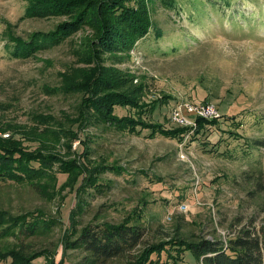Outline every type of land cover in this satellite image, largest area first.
I'll use <instances>...</instances> for the list:
<instances>
[{
	"label": "rangeland",
	"instance_id": "obj_1",
	"mask_svg": "<svg viewBox=\"0 0 264 264\" xmlns=\"http://www.w3.org/2000/svg\"><path fill=\"white\" fill-rule=\"evenodd\" d=\"M29 3L0 0V122H53V132L49 128L37 136L42 149L38 143L25 144L27 154L41 150L51 157L38 179L49 182L48 194L0 180V210L12 216L40 211L43 230L24 242L54 251L55 257L50 253L47 261L40 258L35 264H52V258L78 264L82 255L68 243L89 222L142 225L147 230L142 245L173 244L176 228L183 237L200 234L225 243L242 228L264 226V193L251 179L264 164V148L252 145L264 139V0H236L223 12L207 0H182L176 12L145 2L158 35L152 29L142 49L107 64L106 75L122 79L123 87L125 78L131 80L133 87L126 92L133 89L138 96H126L127 108L109 107L110 112L130 124L183 128L179 139L148 138L149 131L133 133V128L125 134L103 131L93 124L86 112L91 95L86 93L95 66L76 61L73 51L74 41L92 35L91 29L35 58L9 59L6 39L25 40L66 19L30 20ZM201 3L204 16L195 11ZM134 102L145 106L143 115L135 114ZM190 104L213 106L218 117L197 122V117L184 115L186 124L174 123V110ZM5 136L8 132L0 131ZM80 140L90 151L81 154ZM68 161L80 172H90L79 186L74 185L78 176L60 174ZM99 176L110 189L87 195V180ZM50 218L52 224L45 226ZM13 242L9 237L0 245L11 247ZM173 252L180 261L172 263L162 253L153 262L201 264L188 253L181 259ZM138 255L136 250L108 264H133Z\"/></svg>",
	"mask_w": 264,
	"mask_h": 264
},
{
	"label": "trees",
	"instance_id": "obj_2",
	"mask_svg": "<svg viewBox=\"0 0 264 264\" xmlns=\"http://www.w3.org/2000/svg\"><path fill=\"white\" fill-rule=\"evenodd\" d=\"M149 1L155 5L162 4L176 12L181 9L182 0H31L32 3L26 7L28 19H66L55 24L51 31L32 32L25 40L13 37L6 39L4 50L9 59L25 61L35 58L43 51L51 50L64 43L68 44L69 41L73 42L74 40L71 39L74 35L79 32L86 33V29H91L92 35L85 34L78 41H74L73 51L76 61L95 66L96 73L92 74V87L89 86L86 93L91 95L86 97L91 107V110L86 112L88 116L95 119L96 123L93 124L103 131L125 134L132 132L131 128H133V133L141 134L145 130L149 131L145 134L148 138L160 135L165 138L179 139L183 128L166 129L161 125L145 122L130 124L114 116L113 110L110 112L108 109L109 107L114 109L116 106L122 108L126 105L123 101L126 96L131 99L138 97L133 94V89L126 92L132 86L131 80L125 78L126 86L123 87L122 85L125 84L121 82L122 79L115 78L111 74L106 75L105 71L108 70L107 64L120 59L121 55L128 54L130 50H137L136 47L142 49L152 29L154 34L158 35L148 15V6L145 5V2ZM184 1L190 3L193 0ZM210 1L218 11L221 9L223 12V7L230 6L236 0H207V2ZM195 11L197 15L204 16L206 10L203 3L195 5ZM85 84L86 82H82L83 86ZM67 90L63 89V92L67 93ZM133 110L135 114L143 115L145 106L141 102H134ZM197 118V122L215 119ZM51 123L53 122H0V131L8 132L6 139L0 137V180L29 186L42 195L48 194V188L45 187L49 182L42 184L38 179L46 171L47 168L44 169V167L51 157L41 155V150L27 154L25 144L38 143L39 149H42L43 146L37 141V136L42 135V131L49 128L53 132ZM63 132L71 131L63 130ZM80 143L81 154H85L87 149L90 151L84 141L80 140ZM89 143L91 142L87 141V144ZM252 145L258 149L264 148V139L253 140ZM30 147L33 148V146ZM34 157L36 159L31 160ZM63 165L61 175L78 176L75 186H79L85 174H90L85 169L80 172L75 167L76 164H72L71 161L63 162ZM263 165L255 169L256 173L251 178L255 179V186L261 193H264ZM99 178L100 176L87 180L89 185L85 188L87 195H100L110 189L109 186L102 184ZM39 212L38 210L29 211L12 216L9 212L0 210V241L9 237L15 240L9 245L11 247L0 245V264H35V261L40 258L47 261L50 253L52 257H55L54 251L50 252L51 250L47 248L33 249L30 243L24 242L43 230L40 228L43 221ZM49 220L48 224L44 223L45 226L52 224L51 218ZM7 222L9 224L3 227ZM146 231V228L139 224L89 222L78 232L72 233L74 237L68 244L82 255L78 264H108L114 260L124 259L136 250L139 251V255L136 256L133 264H159V262H153L152 257L157 258L162 253H165L172 263L180 261L177 254L170 253L171 250L174 251L173 253L178 251L181 259L183 254L188 253L201 264H264V226L259 229L242 228L225 243L200 234L189 238L183 237L180 230L176 228L173 244H169L166 240L142 245ZM52 260V264H59V262L55 263L53 258ZM165 264L168 263L165 262Z\"/></svg>",
	"mask_w": 264,
	"mask_h": 264
},
{
	"label": "built area",
	"instance_id": "obj_3",
	"mask_svg": "<svg viewBox=\"0 0 264 264\" xmlns=\"http://www.w3.org/2000/svg\"><path fill=\"white\" fill-rule=\"evenodd\" d=\"M184 115L200 117L204 119H214L218 117L217 111L213 106L208 105H185L183 108H176L173 112V121L183 125L186 124ZM7 137V136H5Z\"/></svg>",
	"mask_w": 264,
	"mask_h": 264
}]
</instances>
